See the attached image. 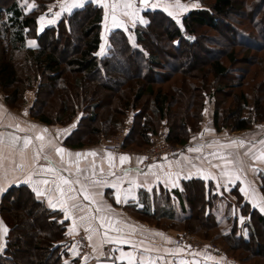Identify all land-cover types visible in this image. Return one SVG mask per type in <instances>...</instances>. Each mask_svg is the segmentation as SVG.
<instances>
[{
    "label": "trees",
    "instance_id": "trees-1",
    "mask_svg": "<svg viewBox=\"0 0 264 264\" xmlns=\"http://www.w3.org/2000/svg\"><path fill=\"white\" fill-rule=\"evenodd\" d=\"M210 1L209 6L187 10L182 14L180 24L162 9H146L143 12L146 18L144 25L138 24L131 29V36L121 29L110 31L106 52L98 56L96 52L101 43L103 20L100 6L85 2L82 7L63 14L55 24L41 30L37 19L53 7L55 0H32L38 7L31 12H27L23 0H0V93L3 102L12 109H26L30 117L46 125H66L77 119L68 139L78 141L80 145L85 142L101 144L132 113L131 125L122 146L134 150L146 148L160 126H164L165 139L169 143L190 142L191 136L200 130L207 102L212 104L211 123L217 132L223 129L246 130L262 123L264 80L254 81L256 71H253L249 77L252 81L249 82L246 79L249 70L237 69L234 65L242 60L264 70V0ZM231 9L237 12L232 14ZM197 29L212 31L213 34L201 37ZM153 32L157 38L152 37L153 40L164 47L161 53L151 44L149 35ZM30 39L35 42L34 47L27 45L26 41ZM60 45H68L72 53L61 57L57 54ZM193 47L208 55L213 54L206 61L211 81L204 77L198 84H193L189 81V64L178 61L183 49ZM236 48L241 52L239 58ZM250 53L254 55L250 56ZM194 57L198 58L195 54ZM117 62L134 71L141 82L132 85L129 82L131 77L123 74L113 81ZM242 72H245L244 79ZM175 76L179 78L172 86L165 87ZM112 86L122 89L116 97L105 98L103 104H88L92 91L97 88L110 91ZM225 87L239 89L228 104L223 90ZM245 88L251 91L243 90ZM28 92H32L29 105ZM55 92L60 93L59 98H53L48 103L40 100L47 93L53 97ZM180 95L184 97L181 116L176 109ZM109 100H115V103L111 105ZM108 105L109 110H106ZM97 117H103V120L96 126ZM81 127L84 131L77 135ZM257 177L259 191L264 197V171H259ZM230 192L235 196L239 213L234 218H228L230 226L224 233L217 231L218 225L211 212L217 198L207 192L201 179L185 180L181 190L171 191L177 199L178 211L161 194L159 210L156 209L153 214H140L155 221L165 219L164 225L175 229L177 236L199 237L205 244L217 240L218 245L226 250L237 249L247 254L244 260L232 256L236 262L233 263L216 260L205 250H198L196 253L203 261L245 264L255 254L264 256L259 248L254 253L251 251L252 246L257 245L256 227L261 228L264 234V215L244 201L236 188ZM20 197L28 206L25 214L34 221L39 232L33 246L35 255L30 261L22 258L19 249L22 238L14 222L19 217L16 205ZM0 213L9 229L4 238L6 247L0 254V264H84L85 259L76 257L73 241L64 246L57 244L58 240L71 235L66 230L67 222L62 220V214L37 201L27 187L18 185L9 188L2 196Z\"/></svg>",
    "mask_w": 264,
    "mask_h": 264
},
{
    "label": "crops",
    "instance_id": "crops-1",
    "mask_svg": "<svg viewBox=\"0 0 264 264\" xmlns=\"http://www.w3.org/2000/svg\"><path fill=\"white\" fill-rule=\"evenodd\" d=\"M88 1L94 3L93 0H82V3ZM151 1L149 0L148 3ZM114 2L117 3L115 16L117 20L123 21L120 27H116L112 20L111 4ZM106 3L109 5L108 8L94 3L103 11L101 43L96 52V54L99 53L103 45L102 55L106 52L107 35L110 31L121 29L131 36V29L138 24H145L139 22L140 19L146 22L143 12L146 9H156L154 7L151 9L147 6L148 4L141 6L139 0H132L133 9L137 13L136 17H132L123 14V0H106ZM60 10L61 0H55L51 10L49 8L40 14L46 17L45 21H39L40 16L38 17V28L53 25L63 14L68 13L64 12L56 18L54 13ZM134 19L137 20L135 24H133ZM52 20L55 22L48 23ZM30 41L33 40L26 41L28 46H30ZM202 113L200 130L190 138V142L201 144L199 151L188 150L164 160L144 164L137 159L140 157L136 154L105 151L98 142H85L81 145L78 141L72 142L68 136L72 134L75 128L73 125L76 124L77 119L66 125H46L30 117L26 109L17 110L8 107L3 102L0 93V157H3L0 161V185H3L5 189L0 193V203L3 194L12 186L27 187L37 201L62 214V220L67 222L66 230L70 232V236L78 233L84 235L91 248L90 254L82 258L85 259L84 264L89 260H94V262L109 260L123 264H129V260L132 264H212L201 260L196 253L198 250H187L177 246L175 243L177 231L170 227L167 228L164 225L165 219L155 221L140 214L141 212L153 214L156 209L159 210L161 194L166 197L169 204L174 206L175 211H178L177 199L171 191L181 190L183 181L191 178L205 182L207 192L217 198L216 204L220 199L229 197L228 206L234 211L231 214L232 218L239 213L238 206L235 204V196L230 192L233 188H236L244 201L257 209V206L253 205H257L258 201L262 200L257 174L259 171H264V160L256 159V157L264 152V143H261L264 141V122L257 123L246 130L223 129L217 132L211 123L212 104L207 102ZM131 115L132 113L128 115L122 126L129 123L130 128ZM66 129L68 131H64ZM37 136H43L44 139L38 140ZM14 137H29L32 142L27 149H24L23 139L13 143ZM50 141L65 150L62 154L63 161L60 155L48 146ZM233 141H243V147L233 144ZM41 144L45 146L41 158L35 166L30 167L34 154ZM92 152L96 155H87ZM76 153L85 155L77 157ZM109 153H111V159H109ZM45 155L49 157V160L43 159ZM122 155L131 159L121 164ZM49 163L58 170L56 174L41 170V166L47 167ZM17 164H25V167L17 168ZM213 165H218V167ZM77 166L80 171H77ZM30 173L33 182L48 179L60 183L59 176H63L73 182L70 186L76 191L69 192L70 186L61 184L65 192V195L61 196L55 184L37 183V187L46 190L45 196L38 198L32 191L31 185L22 183ZM189 176L191 178H185ZM236 176H239L238 180ZM77 180L79 183H75ZM95 181H100V183H95ZM126 184L128 186H125ZM174 184L177 186L174 187ZM82 187L86 189V193L82 191ZM242 188L245 189L244 192H241ZM47 189H52V191H47ZM85 194L89 196L88 200L84 199ZM69 196L76 197V199H68ZM48 197H51L53 203L56 204L55 209L49 207ZM117 197L122 201L126 199V202L117 203ZM61 201H65L63 207ZM77 204L79 207H73ZM98 208L99 211H97ZM65 209L68 218H65ZM229 217H227L228 222ZM0 221H3L1 213ZM102 223L105 225L103 228ZM109 224L111 227L108 226ZM88 236L92 239L88 240ZM4 238L5 236L0 243H4ZM109 238L116 242L105 243V240ZM208 255L217 258L216 260L229 261L231 259L225 255L210 253Z\"/></svg>",
    "mask_w": 264,
    "mask_h": 264
},
{
    "label": "rangeland",
    "instance_id": "rangeland-1",
    "mask_svg": "<svg viewBox=\"0 0 264 264\" xmlns=\"http://www.w3.org/2000/svg\"><path fill=\"white\" fill-rule=\"evenodd\" d=\"M238 1H241V0H238ZM180 4L187 6L186 10H182V9L176 8L174 6L175 5V0H152L147 6L150 7L151 9H152V7L156 8V9L160 8L163 11H165L167 14L169 13V11H171V12H173V15L171 17H173L175 20H177V19L180 20L182 14H184L187 10L193 9V8H200L202 6H209L211 4V1L210 0H205V2H204L202 0H185V1L184 0H180ZM193 5H195V6H193ZM230 12L233 14V13H236L237 10L231 9ZM218 26L220 27V24ZM220 30L223 31L224 35L227 34L222 28ZM196 32H197V34L201 35V37H202V35L208 37L209 35L211 36V34H213L212 31H204V29H197ZM152 37L157 39L155 34H154V32L150 33L149 38H150L152 46L161 53V51L164 49L163 45H159L157 42H155L153 40ZM235 50H237L236 51L237 52L236 55H237V58H239L240 55H241V52H240V50L238 48H236ZM71 53H72L71 49L69 48L68 45H65V46H61L60 45L57 48V54H59L61 57H67ZM194 54L196 56H198V58H195ZM257 54H259V53H256V55ZM260 54H263V53H260ZM180 55L181 56L179 57L178 61L179 62L188 63L189 66H190L188 68L189 81L190 82H192L193 84H198L199 82H201L200 80H202L204 77H205L204 79H206V80L207 79L209 81L212 80V76H210L207 73V71H206L207 70V68H206V63L207 62L206 61H208V59H209L208 57H210V58L212 57V55H213L212 53L208 55L206 53L201 52L198 47H193L192 49H183V52ZM249 55L251 56V55H254V54L250 53ZM222 61H223V63H226L225 59H223ZM249 63L246 62V61L238 60L237 63L234 65V67L237 68V69H241L242 68V69L249 70L248 74L246 75V79H248L249 82L252 81L251 78H249V77L251 75H253V71H256V73L253 76V78H254L253 80L254 81L257 80V81H261L262 82L264 80V70L259 68V67H257V66H255L254 63H250V64ZM116 65H118V66H117L116 73L113 75V81L119 79L121 74H123L125 77L126 76L131 77V78H129V82H131L132 85H134L135 83L141 82L138 78H136L135 72L132 71L131 69H127L126 66L122 62H117ZM244 73L245 72H242V75H241L242 79H244ZM63 78H64V76H63ZM178 78H179L178 76H175L172 79V81H168L166 83L165 87H169V85L172 86V84L175 82L174 80L178 79ZM234 78H236V77H234ZM121 90L122 89H120L119 87H113V86H112V89L110 91L107 90V89L97 88V89H95V91L91 92L88 104H90L92 102H97L98 104H103L105 98H109V96L116 97L118 92L121 91ZM223 90L225 91V101L227 102V104L232 102V98L239 93V89H234V88L232 89V88H229V87H225ZM243 90H246L248 92L251 91V89H249V88L248 89L245 88ZM59 94L60 93L55 92L54 96L52 97V94L47 93L46 95L41 96L40 100H44L45 102L48 103V102H51L53 100V98L54 99L59 98L60 97ZM27 96H28V105H29L30 102L32 101V92H28ZM179 97H177L179 103L177 104L176 109H178L179 116H181V114L183 113V110H182V102L183 101H182V99H184V97H183V95H180ZM109 102L112 105V104L115 103V100L112 101L113 103L110 100H109ZM139 104L141 105L142 101H140ZM109 107H110L109 105L106 106V110H109ZM171 110H173V109H171ZM102 120H103V117H97L96 126ZM122 127H120L112 135L116 134V136L118 137V134H119L120 129ZM159 129L164 130L165 134H166V130H165L164 126H160L158 128V130ZM158 130H157V132H158ZM83 131H84V128L81 127V129L79 130V133H77V135H79ZM76 136H75V138H76ZM71 141L73 142L74 140H71ZM126 149H131V147L128 146V147H126ZM142 149H144V148H142ZM135 150L139 151L138 149H135ZM229 199H230L229 197H227V199H224V198L220 199L217 202V204L211 209V211H212V213H213V215L215 217V220L217 222V225H218V230L217 231H220V232H223V233L227 232L228 229H229V226H230L229 222L227 221V217L228 216L232 217L231 214L234 212L232 210V208H230L228 206ZM263 201H264V197L262 196L261 202L259 200L258 203H257V205H259V206H257V209H258L259 213L264 215V212H262L260 210L261 207H264V202ZM235 204H237V203H235ZM16 207H17L16 212L19 214V217L17 218V220H14V222L17 223V227H18V230H19L18 234H20L21 238H22L21 243H19V249L22 252L23 260L27 259V260L30 261V259L35 255V252L33 251V246H34V241L36 239L37 233H39V232H37V230L35 228L36 224L34 223V221H31L29 219V216H27L25 214V210L28 209V206H27V203L24 200V198L20 197L18 199ZM194 210L196 212L197 211V207H195ZM37 226L40 228L41 231H43L42 230L43 227H40L39 224ZM255 226H257V225L255 224ZM256 228H257V234H258V236H257V245H253L251 251H253V253H254V251L259 248L260 251L262 253H264V234H263L261 228H259L258 226ZM191 237H193V236H191ZM193 238L195 240H199V241H201L200 239H202V238H199V237L197 238L195 236ZM211 244L217 245L221 249L222 253H219L217 255H219V256H224L225 255V256L231 258V259H229L230 262L236 263L233 260L232 256L237 257L239 259H243V260H244V257L247 256V254L245 252L239 251L237 249H232V250H228L227 249L226 250L225 247L222 248V246L218 245V241L217 240L214 241V242H211ZM254 244H256V241H255ZM36 260H38V257L36 258ZM245 264H264V256L255 254L253 257H250L245 262Z\"/></svg>",
    "mask_w": 264,
    "mask_h": 264
},
{
    "label": "snow or ice",
    "instance_id": "snow-or-ice-1",
    "mask_svg": "<svg viewBox=\"0 0 264 264\" xmlns=\"http://www.w3.org/2000/svg\"><path fill=\"white\" fill-rule=\"evenodd\" d=\"M94 3H99L101 4L103 7L105 8H108L109 5L106 3V0H93ZM142 3L144 4H148L149 0H141ZM23 6L25 7V9L27 10V12H31L33 10H35L36 7H38L37 5H35L32 0H23ZM83 6V3H82V0H61V10L58 11V12H55L54 13V16L56 18H59L62 13L64 12H71L73 8H77V7H82ZM176 8L178 9H182V10H186V7L185 5H182L180 4V0H175V5H174ZM195 6V5H193ZM123 7H124V12L123 14L126 15V16H132V17H136L137 16V13L136 11L133 9V4H132V0H123ZM116 9H117V3H112L111 4V11H112V20H113V23L116 27H120L122 26L123 24V21H119L117 20V17L115 16V12H116ZM130 9H132V11H129ZM51 10V8H50ZM170 16L173 15V12L169 11L168 13ZM9 16H11V13L8 14ZM46 17L45 16H40L39 17V21H45ZM137 19H139L137 17ZM55 21L52 20V21H48V23H54ZM137 22L136 19L133 20V24H135ZM140 23H146L145 21H143L142 19L139 20ZM176 23L177 24H180V20L177 19L176 20ZM182 26V25H181ZM43 26L41 27V30H42ZM190 39H194V37H190ZM29 45L30 46H35V42L34 41H30L29 42ZM104 53V46L101 45V49H100V52L97 53V55H102ZM73 127H75V125H73ZM22 131V129H21ZM46 131V130H45ZM64 131H68L67 129L64 130ZM19 139H23V148L24 149H27L28 146L31 144V139L29 137H23V138H20V137H14L13 138V143H15L16 140H19ZM36 139L38 140H43L44 137L43 136H37ZM233 144H238L239 146L243 147V141H233L232 142ZM261 143H264V141H261ZM49 147H52L56 154L57 155H60L61 157V160L63 161V153L65 152V150L63 148H60V147H57L55 146L54 144H52V142L50 141L49 142ZM44 145L41 144L40 148L36 150L35 154H34V158H33V161H32V165H30V167H33L35 166V164L38 162V160L41 158V153L44 151ZM189 151H199V149H189ZM247 155V153H245ZM22 155H23V150H22ZM77 157L81 156V155H85V154H81V153H76L75 154ZM87 155H93L95 156L96 153L95 152H92V153H88ZM111 153H109V159H111ZM222 158V157H221ZM3 157H0V161H2ZM43 159L45 160H49V157L47 155H45L43 157ZM131 158L126 156V155H122L120 157V162L121 164L123 163H126L130 160ZM139 160H142L144 158H137ZM256 159H260V160H264V152L260 153V155L258 157H256ZM214 167H218V165H213ZM17 168H23L25 167V164H17L16 165ZM152 167H155V166H152ZM41 170L44 171V172H50V173H53V174H56L57 173V169L54 168L52 166L51 163L48 164L47 167H44V166H41ZM77 171H80L79 167L77 166ZM101 171H103L101 169ZM127 173H125L126 175ZM185 178H191L190 176L189 177H185ZM237 180L239 179V176H236L235 177ZM59 181L60 183H56L55 180H52V181H49L48 179H44V180H41V181H38V182H33L32 181V174L30 173L26 179H24L22 181V183L24 184H29L32 186V191L35 193L36 197L40 198V197H44L45 196V189H41L39 187L36 186L37 183L39 184H43V185H48L49 183H53L55 184L56 186V190L60 192L61 196H64L65 195V192H64V189L61 187V184H64V185H71L73 182L66 179L65 177L63 176H59ZM75 183H79V181H75ZM95 183H100V181H95ZM115 187V185H113ZM174 187L177 186V185H173ZM4 187L3 185H0V193H2L4 191ZM151 189H149L150 191ZM47 191H52V189H47ZM68 191L69 192H74L76 191L74 188H72L71 186L68 188ZM82 191H84L86 193V189H83L82 187ZM245 189H241V192H244ZM68 199H76V197H73V196H69ZM84 199L88 200L89 199V196L87 194L84 195ZM48 205L49 207H52L53 209L56 208V204L53 203V200L51 197H48ZM121 202H126V199L125 200H121L119 197H117V203H121ZM65 203V201H61V206L63 207V204ZM253 206H259V205H256L254 204ZM73 207H79V205H73ZM100 209L98 208L97 211H99ZM260 210L262 212H264V207H261ZM65 218H68L67 216V211L65 209ZM102 220L103 219H106V218H101ZM241 220H243V218H241ZM109 227H111V225L109 224L108 225ZM101 227H105V225L102 223L101 224ZM113 230H116V229H113ZM9 232V229L6 225H4L3 221H0V233H2V236H0V240H2L3 236H6ZM106 235V233H105ZM88 240H91L92 237L91 236H88L87 237ZM116 241L114 239H107L105 240V243H115ZM5 247H6V244L5 243H0V254H3L4 250H5ZM65 264H67V262H65ZM129 264H132L131 260H129Z\"/></svg>",
    "mask_w": 264,
    "mask_h": 264
},
{
    "label": "built area",
    "instance_id": "built-area-1",
    "mask_svg": "<svg viewBox=\"0 0 264 264\" xmlns=\"http://www.w3.org/2000/svg\"><path fill=\"white\" fill-rule=\"evenodd\" d=\"M128 128L129 123H126L120 129L118 137L116 136V134L106 137L100 144L101 148L105 151H110L113 153L136 154L138 157L144 158L141 160L142 163L148 164L160 161L167 157H171L174 154L188 151L191 148L201 147V144L196 142H188L186 144H171L165 139V131L159 129L155 136L152 138L151 143L146 148L139 151H133L122 146ZM125 186H128V184H126ZM71 241H74L76 244V257L78 259H82L85 255L90 254V245L82 233H78L74 236H66L58 240L57 244L59 246H64ZM175 243L176 245L184 247L187 250H205L210 254L222 253L221 249L217 245L211 243L205 244L199 240H195L191 236L179 235L176 237ZM86 264H94V260H89Z\"/></svg>",
    "mask_w": 264,
    "mask_h": 264
},
{
    "label": "water",
    "instance_id": "water-1",
    "mask_svg": "<svg viewBox=\"0 0 264 264\" xmlns=\"http://www.w3.org/2000/svg\"><path fill=\"white\" fill-rule=\"evenodd\" d=\"M139 4L140 5H146V4L142 3L141 0H139ZM94 264H113V262H111V261H95Z\"/></svg>",
    "mask_w": 264,
    "mask_h": 264
}]
</instances>
